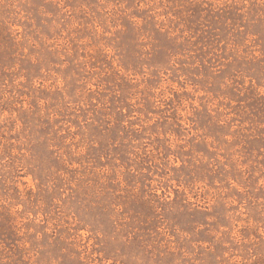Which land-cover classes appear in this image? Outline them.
<instances>
[{
	"label": "rangeland",
	"instance_id": "obj_1",
	"mask_svg": "<svg viewBox=\"0 0 264 264\" xmlns=\"http://www.w3.org/2000/svg\"><path fill=\"white\" fill-rule=\"evenodd\" d=\"M0 264H264V0H0Z\"/></svg>",
	"mask_w": 264,
	"mask_h": 264
}]
</instances>
